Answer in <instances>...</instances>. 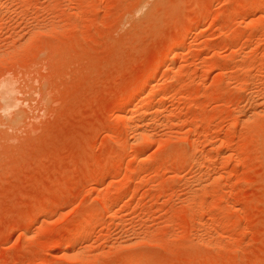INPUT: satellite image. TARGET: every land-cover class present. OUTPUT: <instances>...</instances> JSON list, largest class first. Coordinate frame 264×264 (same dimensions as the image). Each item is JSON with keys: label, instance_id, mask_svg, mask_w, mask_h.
<instances>
[{"label": "rangeland", "instance_id": "obj_1", "mask_svg": "<svg viewBox=\"0 0 264 264\" xmlns=\"http://www.w3.org/2000/svg\"><path fill=\"white\" fill-rule=\"evenodd\" d=\"M0 264H264V0H0Z\"/></svg>", "mask_w": 264, "mask_h": 264}, {"label": "bare ground", "instance_id": "obj_2", "mask_svg": "<svg viewBox=\"0 0 264 264\" xmlns=\"http://www.w3.org/2000/svg\"><path fill=\"white\" fill-rule=\"evenodd\" d=\"M4 84H5V82H4ZM3 84V85H4ZM6 86V85H5ZM7 90V89H6ZM149 90V85L148 84H145L144 86H143V88H142V90H141V92L142 93H144V92H147ZM10 95H9V92L8 91H4L3 92V96H2V99H3V102H5L6 103V105L7 106H10V104H11V102H10ZM14 101V100H13ZM12 104H13V102H12ZM13 106V105H12ZM10 109V108H9ZM143 129V128H142ZM140 132V131H139ZM136 138V137H135Z\"/></svg>", "mask_w": 264, "mask_h": 264}]
</instances>
